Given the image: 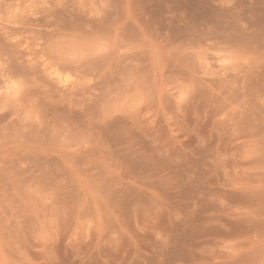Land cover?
I'll return each instance as SVG.
<instances>
[{
	"label": "rangeland",
	"instance_id": "obj_1",
	"mask_svg": "<svg viewBox=\"0 0 264 264\" xmlns=\"http://www.w3.org/2000/svg\"><path fill=\"white\" fill-rule=\"evenodd\" d=\"M0 264H264V0H0Z\"/></svg>",
	"mask_w": 264,
	"mask_h": 264
},
{
	"label": "bare ground",
	"instance_id": "obj_2",
	"mask_svg": "<svg viewBox=\"0 0 264 264\" xmlns=\"http://www.w3.org/2000/svg\"><path fill=\"white\" fill-rule=\"evenodd\" d=\"M58 80V79H57ZM66 81H67V79H66ZM62 82H64V81H62ZM66 83V82H65ZM65 83H63L64 85H65ZM67 84V83H66Z\"/></svg>",
	"mask_w": 264,
	"mask_h": 264
}]
</instances>
